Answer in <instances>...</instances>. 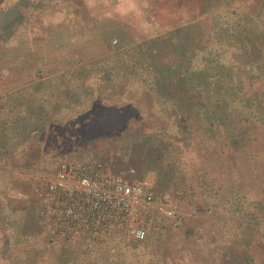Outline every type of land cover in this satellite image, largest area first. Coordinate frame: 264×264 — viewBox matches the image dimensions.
Instances as JSON below:
<instances>
[{
	"label": "rangeland",
	"instance_id": "1",
	"mask_svg": "<svg viewBox=\"0 0 264 264\" xmlns=\"http://www.w3.org/2000/svg\"><path fill=\"white\" fill-rule=\"evenodd\" d=\"M201 1L4 0L0 5V95L8 89L20 90V83L26 80L51 84L56 95L48 122L45 118L36 123L28 122L22 127L21 135L19 128L11 144L6 142V136L0 140V264H29L24 260L26 251L40 243L48 246L49 264H73L72 258L75 264H80L86 259L88 249L82 240L61 243L59 250L65 251L57 254L47 235L42 233L38 217L43 186L62 162L98 160L111 171L147 185L156 194L183 193L182 176L188 174L192 164L183 157V151L196 147L198 140L186 139L183 143L184 137L175 122L176 109L162 106L150 94L143 55H139V60L132 58L134 67L107 98L91 101L82 95L74 114L69 110L76 106L71 104L64 81L75 82L76 79L71 78L73 74L69 73L71 69L90 60L108 56L116 63H127L126 55L119 56L123 50L115 48L118 44L114 43V37L105 45L93 30L96 23L92 17L107 20L115 16L127 24L136 40L129 44H138L143 35H151L156 26L154 18L177 19L181 25L189 21L187 28L162 32L168 35L155 47L157 61L188 67L206 80L208 74L200 73V68L205 61H216L219 50L225 53L222 57L234 72L244 77H258L264 82V32L247 26L228 30L225 35L219 25L226 22L233 27L232 23L241 19L237 14L243 15V8L228 3V13L211 8L209 13L203 14L198 10ZM222 2L224 4V0ZM213 23L217 24L215 30H204ZM105 24L104 28L113 27L110 22ZM209 39L212 47L204 53ZM134 52L135 49L129 54ZM216 80L220 82L218 77ZM220 89L203 96L208 110L221 97ZM139 116L152 126L141 130L135 124ZM160 142L169 149L163 147L164 150ZM184 203L182 209L187 213L184 217L188 218L192 216L188 211L193 209L190 201ZM115 245V250L104 251L110 256L108 263L116 259L115 264H155L149 252L152 245L146 250L129 251L128 255L118 253L119 247ZM126 246H123L124 252ZM204 246L211 248L209 244ZM118 256H124V262L121 263Z\"/></svg>",
	"mask_w": 264,
	"mask_h": 264
},
{
	"label": "trees",
	"instance_id": "2",
	"mask_svg": "<svg viewBox=\"0 0 264 264\" xmlns=\"http://www.w3.org/2000/svg\"><path fill=\"white\" fill-rule=\"evenodd\" d=\"M222 1L202 0L198 6L203 14L221 9L228 13V3L243 8V15L237 14L241 19L238 22L236 19L233 27L226 22L219 25L221 33L226 35L228 30L246 29L247 26L251 30L264 32V0H224V4ZM3 2L0 0V5ZM154 20L155 30L149 37L143 35L138 44H129L136 40L132 38L127 24L119 22L112 28L102 26V34L101 30L99 33L103 43L107 45L114 37V43L118 44L115 48L123 50L118 54L126 55L127 63H116L108 56L80 63L71 69L72 72L69 70L73 74L71 78L76 81L71 84L65 80L64 88L71 98V104L76 106L69 110L74 114L82 95L91 98V101L107 98L114 86L126 79V72L134 67L132 58L139 60V55L144 56L147 63L141 60V64L148 70L150 94L162 106L176 109L175 122L184 137L183 143L186 139L198 140L196 147L183 151V157L192 164H188V174L182 176L183 193L176 194L181 216L175 220L162 218L159 226L143 241L129 237L81 239L88 254L80 264H115L116 259L108 263L110 256L104 252L115 250V244L121 255H128L129 251L140 248L146 250L147 246L152 245V249L148 250L155 264H264L263 79L244 77L234 72L227 59L222 57L225 53L219 50L216 61H205L200 68V73L208 74L206 80L188 67L185 69L176 63L157 61L155 47L162 44L168 35L162 32L187 28L191 22L181 25L177 19ZM105 23L107 20L103 25ZM216 27L217 24L213 23L204 30H215ZM205 45L204 53L212 47L210 39ZM134 49L135 52L130 55L129 51ZM65 82L69 86H65ZM50 87L51 84L39 81L20 86L18 91L8 89L0 95V140L6 136V142L11 144L19 128L21 135L22 127L28 122L36 123L41 118L49 121L56 96ZM216 88H222L221 97L208 110L203 96ZM136 119L135 124L141 130L152 126L141 116ZM159 144L169 149L165 143ZM253 180L259 182L255 184ZM184 201H190L193 209L188 211L192 215L188 218L184 217L187 213L182 209ZM223 205L225 209L221 208ZM170 226L171 229H168ZM41 227L57 254L64 253L65 250H59L60 245L72 240L54 242L42 224ZM122 244L128 245L126 252ZM204 244H209L210 250ZM48 256V246L40 243L26 251L24 260L29 264H49ZM123 257L118 256L121 263L124 262ZM72 261L75 264L73 258Z\"/></svg>",
	"mask_w": 264,
	"mask_h": 264
},
{
	"label": "built area",
	"instance_id": "3",
	"mask_svg": "<svg viewBox=\"0 0 264 264\" xmlns=\"http://www.w3.org/2000/svg\"><path fill=\"white\" fill-rule=\"evenodd\" d=\"M134 172V170H132ZM176 194H156L98 160L59 164L43 186L39 218L52 241L145 240L162 218L182 212Z\"/></svg>",
	"mask_w": 264,
	"mask_h": 264
},
{
	"label": "crops",
	"instance_id": "4",
	"mask_svg": "<svg viewBox=\"0 0 264 264\" xmlns=\"http://www.w3.org/2000/svg\"><path fill=\"white\" fill-rule=\"evenodd\" d=\"M89 16V15H88ZM51 20V19H50ZM92 20L96 23V24H94V26H93V30H94V32H96L97 33V35H99V37H100V39H101V35H100V33H99V30H101L102 28V26H103V21L105 20V19H102V17H98V16H96V17H92ZM90 16L88 17V24H89V27H90ZM93 21H91V22H93ZM105 22H106V20H105ZM107 22H110V23H112V25L114 26V24L116 25L117 23H122V21H121V19H118L117 17H115V16H112V17H109V18H107ZM85 34V30H83V32H82V35H84ZM101 34H102V30H101ZM98 46H100V44H98ZM34 82V80H30V81H23V82H21L20 84V86H25V85H28V84H30V83H33ZM36 82V81H35Z\"/></svg>",
	"mask_w": 264,
	"mask_h": 264
}]
</instances>
